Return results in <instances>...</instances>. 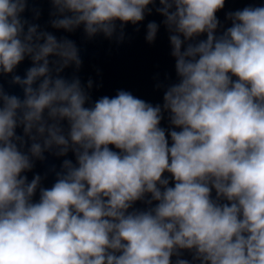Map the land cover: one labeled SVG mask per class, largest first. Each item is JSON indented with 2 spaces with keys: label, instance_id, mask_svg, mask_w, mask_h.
<instances>
[{
  "label": "clouds",
  "instance_id": "obj_1",
  "mask_svg": "<svg viewBox=\"0 0 264 264\" xmlns=\"http://www.w3.org/2000/svg\"><path fill=\"white\" fill-rule=\"evenodd\" d=\"M157 2L177 76L162 105L92 101L91 79L61 75L82 65L76 43L24 18L28 0H0V75L23 91L0 86V264H264V6L219 31L225 0H50V24L122 41ZM69 152L51 187L29 181Z\"/></svg>",
  "mask_w": 264,
  "mask_h": 264
},
{
  "label": "water",
  "instance_id": "obj_2",
  "mask_svg": "<svg viewBox=\"0 0 264 264\" xmlns=\"http://www.w3.org/2000/svg\"><path fill=\"white\" fill-rule=\"evenodd\" d=\"M248 6H264V0H225L224 8L217 12V17L223 25L219 31L231 26V22L226 19L228 12L241 10ZM149 7L152 8V12L146 14L142 22L136 25L131 23L125 25L122 41H118L116 37L105 38L102 34L89 39L82 27L71 33L62 29H53L50 24L52 19L50 0H28V9L23 13V17L31 23L39 24L41 30L49 31L57 38L66 37L76 43L80 50L82 65L78 70L75 66H70L61 75L66 78L76 75L83 85H86L87 81L91 79L93 87L89 91L92 101L102 96L113 97L118 90H125L153 105H162L166 87L177 82L175 58L171 55L170 33L163 24L164 17L155 11V8L159 7L158 2ZM33 9L39 11L38 19L34 18ZM153 21L159 25V29L155 40L150 43L145 37L147 24ZM204 38L206 36L202 35L198 39ZM29 67H31V61L26 58L17 67L15 74L23 77ZM10 81L11 75H0V86L7 93L23 98L20 86L13 85ZM158 85L160 86L158 87ZM163 115L164 118L160 126L168 129L171 127L168 113ZM17 134L22 135V129L18 128ZM109 147L116 150L114 146L110 145ZM45 157L44 161H35L34 168L26 175L30 181L35 174H39L42 177V186L51 187L56 179L55 172L52 171L53 167L59 171L64 159H71L75 163V157L71 152L66 157H57L53 153H45ZM165 175L169 176L170 174L165 173ZM169 186H174V182L170 180ZM212 196L215 198L214 190ZM38 199L39 193L37 192L34 200ZM154 204L155 202H153V206ZM133 207L143 210L148 205L137 201ZM183 258L192 261V255L187 251H184ZM175 259L176 257L172 258L173 262Z\"/></svg>",
  "mask_w": 264,
  "mask_h": 264
}]
</instances>
